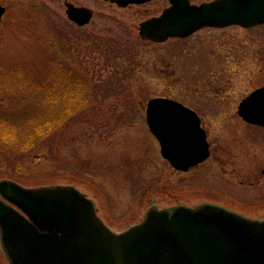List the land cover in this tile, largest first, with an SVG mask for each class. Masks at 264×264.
<instances>
[{"label": "rangeland", "instance_id": "374dc122", "mask_svg": "<svg viewBox=\"0 0 264 264\" xmlns=\"http://www.w3.org/2000/svg\"><path fill=\"white\" fill-rule=\"evenodd\" d=\"M66 2L91 9L89 22L77 25L69 20ZM0 3L5 7L0 22V74L29 75L34 82L45 79L58 90L57 98L46 102V87L36 90L32 81L25 80V93L0 91V113L38 112L41 119L62 111L67 102L64 90L75 89L65 79L67 72L81 77L82 99V107L74 105L79 112L72 113L37 148L20 154L0 141V179L25 187L73 185L93 201L97 214L116 232L142 221L152 205L208 202L264 218V127L246 124L234 114L205 117L215 159L180 172L161 156L145 119L146 103L152 97L191 99L182 90L195 82H182L183 71H207L188 69L189 63L198 62L195 51L204 49L214 56L213 61L227 57L239 65L222 76L236 85L231 94L234 110L241 97L264 83V25L220 33L205 30L191 42L201 40L207 47L189 45L193 55L187 54L188 60L174 44H153L140 37L141 20L158 13L165 0L128 8L103 0ZM211 35L222 38L218 45L207 41ZM229 37L233 46L226 45ZM178 61H188L186 70ZM10 77H0V83ZM20 126L23 133L26 127ZM0 264H9L1 247Z\"/></svg>", "mask_w": 264, "mask_h": 264}, {"label": "water", "instance_id": "95a60500", "mask_svg": "<svg viewBox=\"0 0 264 264\" xmlns=\"http://www.w3.org/2000/svg\"><path fill=\"white\" fill-rule=\"evenodd\" d=\"M120 5L145 0H109ZM171 5L140 24L144 39L186 35L218 24L219 5H231L227 22H264V0H222L204 5L170 0ZM5 7L0 3V21ZM229 14V13H227ZM78 25L92 10L66 2ZM239 114L264 126V86L242 99ZM146 121L160 154L179 170L209 155L196 114L167 97H152ZM264 174V169L262 170ZM0 247L9 264H264V218H252L215 203L152 205L139 223L116 232L97 214L93 201L70 184L25 187L0 179Z\"/></svg>", "mask_w": 264, "mask_h": 264}, {"label": "flooded vegetation", "instance_id": "af4514ba", "mask_svg": "<svg viewBox=\"0 0 264 264\" xmlns=\"http://www.w3.org/2000/svg\"><path fill=\"white\" fill-rule=\"evenodd\" d=\"M103 1H105V0H103ZM155 1H157V0H147V1L139 2V3H130V4H127L125 6L119 5L117 3L110 2V1H105V2H107L111 5H114L118 8H128V7H132V6L138 7V6L150 5V4H153V2H155ZM188 1H189V3L196 4V5L200 6V5L208 4L211 2H219L222 0H188ZM224 1H226V0H224ZM169 5H170V1L165 0V6H163L159 10L158 13L149 14L147 17H145L143 20H141V22L148 19V18H151L153 16L160 14L163 11V9ZM230 12H231L230 3H229V6H227V3H224L223 5L222 4L219 5V8L217 10L216 16H218L219 19L224 18L223 21L219 20L218 24L204 25V26H201L200 28H198V29H196L190 33H187L186 35L169 36L163 40H154V39H143V40H146V41L153 43V44H164L167 42L171 43V45L174 44V47L177 48L178 50H181L183 52V54L186 56V58L189 60V58L187 57V54L193 55V53H192L193 50L192 51L188 50V47L189 48L191 47L189 45L195 44L194 47H200L201 49L204 46H206L204 41H201V40H198L196 43L191 42L194 39L195 35L202 34V32L204 33L205 30H207L208 32L220 33L224 30H228V29L234 28V27H238L241 29H250V28H256V27H260V26L264 25V22L255 23V24H251L248 26L242 25V24H237V23H232V22H227L228 17H229V19L231 18ZM227 13H229V14H227ZM140 23H139V25H140ZM221 39L222 38H220L218 36H212L211 35V36H209L207 41L210 43H215L218 45V43H220L219 41ZM226 45H228V46L234 45L233 41H230V37L227 40ZM199 51H201V52H199ZM199 51H195V53H194V54L198 55L195 59L198 62H193V63L188 64V61H186L187 63H180L178 61V64L182 65V71H183V69L186 70L187 67H184V65H186V64H188L189 70H190V68H193L194 66L199 71L200 70H207L204 73L197 72V71L194 72L192 69H191V72L189 71V73H185L186 71H183L186 78H184L182 82H186V81L188 83L195 82L193 85H188V84L185 85L184 89L182 90V92L184 94H186L187 96H190L191 99L183 100L184 98H180V97L178 98V97H171V96H166V95H159V96L169 97V98H172L174 100L181 102L182 104L189 107L198 117L199 124L204 130L205 138H206L208 148H209V153H210L208 158H206L204 161H202L200 163V164H202L210 158L215 159V153H216V148L214 146V142L212 141L210 128L206 125L205 117H208V116H212V117L222 116V117H224V116H230V115L234 114L235 116L239 117L241 119V121L245 122L246 124H251V123L246 122L242 118V116L239 114L238 105L241 102V100L248 93H250L253 89H255L257 87L264 86V83L260 84L259 86L254 87L248 93H246L243 97H241L239 99V101L237 102L235 109L233 110L232 103H233L234 97H232L231 94L236 92V90H235L236 85L234 87L233 84L230 83V81H231L230 78H224L222 76L226 75V72H225L226 70L232 69L235 66L239 67V65L235 62L227 61L228 60L227 57L224 59L222 58L221 60H218V61L217 60L213 61L212 59H214L213 58L214 56L208 50L206 51L204 49V51H202V50H199ZM204 60H207V61H204ZM172 73H175V71H172ZM233 74H238V73L233 72ZM251 125H255V124H251ZM255 126H259V125H255ZM259 127H263V126H259ZM233 153H234V151H232V154ZM200 164H198V165H200ZM7 261H8V259H7Z\"/></svg>", "mask_w": 264, "mask_h": 264}, {"label": "trees", "instance_id": "16d2710c", "mask_svg": "<svg viewBox=\"0 0 264 264\" xmlns=\"http://www.w3.org/2000/svg\"><path fill=\"white\" fill-rule=\"evenodd\" d=\"M3 73V72H2ZM18 73V72H17ZM11 74L10 80L2 79V83H0V91L7 90L8 92H16V91H24L25 93V80L32 81L29 75L16 74L15 72L11 73H3L0 74V77H4L6 75ZM69 78H65L68 81H71L72 85H75V89L67 88L64 90L63 98L67 99L66 105L62 111H53L47 113V115L42 116L41 119L37 115L38 112L34 113H25V114H17L14 116L13 113H0V141L5 142L7 146H11L17 153L23 154L27 151H30L33 148H37L39 142L44 140L45 138H49V136L53 133L54 129H57L62 124H64L73 114H77L79 112V108L74 106L75 104L80 105L82 107V99H80V78L75 72H67L66 74ZM75 76V77H74ZM34 87L33 89L38 90L41 87H46V102H51L57 98L58 90L55 89L53 83L46 82V80L40 81H32ZM11 86L12 89H8L7 87ZM17 88V89H16ZM79 92V93H78ZM69 94V95H68ZM56 97V98H55ZM77 100V101H76ZM72 102V103H71ZM74 103V104H73ZM40 113V111H39ZM41 116V115H39ZM20 118V119H19ZM21 121V123H17V121ZM63 122V123H62ZM24 124L26 130L23 133H20V129L22 128L20 125ZM21 127V128H20Z\"/></svg>", "mask_w": 264, "mask_h": 264}]
</instances>
